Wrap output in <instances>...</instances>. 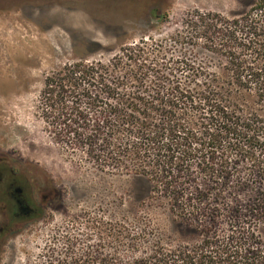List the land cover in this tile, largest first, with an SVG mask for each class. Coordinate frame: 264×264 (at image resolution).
<instances>
[{
    "label": "trees",
    "instance_id": "trees-1",
    "mask_svg": "<svg viewBox=\"0 0 264 264\" xmlns=\"http://www.w3.org/2000/svg\"><path fill=\"white\" fill-rule=\"evenodd\" d=\"M187 26L179 54L142 37L47 75L39 100L53 139L103 171L145 178L151 201L94 220V251L47 264H264V0L237 17L197 12ZM201 42L226 58L221 71L184 51ZM245 92L254 105L238 100Z\"/></svg>",
    "mask_w": 264,
    "mask_h": 264
},
{
    "label": "rangeland",
    "instance_id": "rangeland-1",
    "mask_svg": "<svg viewBox=\"0 0 264 264\" xmlns=\"http://www.w3.org/2000/svg\"><path fill=\"white\" fill-rule=\"evenodd\" d=\"M255 1L0 0V163L23 176L41 208L2 237L0 264H47L50 255L59 253L78 258L87 244L96 249L94 220L132 217L137 206L151 202L145 178L103 171L53 139L39 100L47 75L83 59L107 60L142 37L179 54L174 37L188 28L190 16L218 12L237 17ZM185 49L211 70L221 71L227 61L202 42ZM238 100L255 104L246 92ZM154 219L168 220L158 214ZM260 232L264 237V228ZM65 235L77 237L71 249Z\"/></svg>",
    "mask_w": 264,
    "mask_h": 264
},
{
    "label": "flooded vegetation",
    "instance_id": "flooded-vegetation-1",
    "mask_svg": "<svg viewBox=\"0 0 264 264\" xmlns=\"http://www.w3.org/2000/svg\"><path fill=\"white\" fill-rule=\"evenodd\" d=\"M34 190L23 176L6 163H0V212L3 213L0 240L11 225L36 217L40 213Z\"/></svg>",
    "mask_w": 264,
    "mask_h": 264
}]
</instances>
